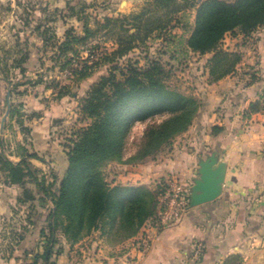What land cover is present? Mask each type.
Wrapping results in <instances>:
<instances>
[{
  "label": "trees",
  "instance_id": "1",
  "mask_svg": "<svg viewBox=\"0 0 264 264\" xmlns=\"http://www.w3.org/2000/svg\"><path fill=\"white\" fill-rule=\"evenodd\" d=\"M192 10L195 12L193 27L189 26ZM25 23L29 24L28 19ZM45 23L36 22L35 30L46 45L54 41L61 70L72 65L70 54L77 53L78 45L102 32L114 48L102 58L98 57V61L93 54L89 55L81 69L73 71L68 83L53 81L46 85L47 89H53L57 101L67 96L76 97L74 89L90 78L97 66H108V74L92 84L80 101L79 120L83 125L74 128L68 139V167L59 181L55 174L53 180L48 181L30 161L40 157L23 145L19 162L0 153V169L6 183L22 189L19 205L34 208L38 203L44 208L52 204L47 227L40 232L46 238L43 251L38 248L31 253L33 257L28 264H55L52 256L59 243L58 233L73 245L97 230L102 235L114 231L117 242L137 235L156 212V193L144 186L112 184L102 168L110 162L123 161L130 134L138 123L148 126L136 154L129 159L132 162L144 161L159 153L193 124L202 101L167 83L171 69L162 59L163 54H172L174 58L176 50L170 47L176 37L174 30L179 27L185 32L191 30L186 46L190 53L211 55L208 81L217 82L235 73L242 59L240 53L223 47L225 37L228 34L250 36L264 28V0H145L138 11L95 21V29L90 27L86 17L82 34L70 29L62 40H57L48 21ZM155 40H162L160 45H166L170 53H162L159 48L151 55V42ZM28 45L18 40L12 51L16 54L12 68L22 74L26 73ZM137 51L139 55L134 57ZM1 71L6 73L3 79L11 85L7 75L10 67L5 65ZM251 78H255L254 74ZM20 85L24 84L13 85L11 94ZM263 99L264 92L258 101L251 103L247 113L262 110ZM10 105V116L17 117L19 112L12 103ZM17 122L24 132L29 131L18 118ZM220 130L214 127L213 134ZM0 146H4L2 141ZM222 264H243V258L231 255Z\"/></svg>",
  "mask_w": 264,
  "mask_h": 264
},
{
  "label": "crops",
  "instance_id": "2",
  "mask_svg": "<svg viewBox=\"0 0 264 264\" xmlns=\"http://www.w3.org/2000/svg\"><path fill=\"white\" fill-rule=\"evenodd\" d=\"M5 2L12 7L20 4L16 0H0V5ZM136 7L135 0H113L110 16L130 14ZM189 14H193L191 20H194V10ZM64 34L57 36L62 40ZM225 38L224 43L228 41L230 50L241 54V62L235 73L217 82L207 81V69L206 80L195 82L193 95L201 99L202 106L189 130L177 140L193 134L195 143L191 141L189 145L195 146L196 152L189 159L190 163L178 162L179 168L175 167L189 172L195 179L197 163L203 158L201 153L218 151L227 164L222 195L213 202L190 208L178 224L155 234L153 246L145 256H138L130 247L135 237L112 243L97 230L73 246L63 237L65 249L57 264H222L229 256L237 254L242 256L243 264H264V110L247 113L251 103L258 101L264 92V28L250 36L228 34ZM95 82L90 83L83 94L67 96L59 102L51 100L47 88L23 96L25 112L29 115L25 126L29 127L30 134L25 138L18 131L17 143L39 152L41 160H33V164L42 171L50 164L58 178L64 175L68 157L60 141L52 139L57 130L54 119L62 110L57 105L73 100L79 114L80 101ZM0 85V104L5 105L7 82L0 81ZM214 127L221 130L213 134ZM50 150L61 154L58 168H55L56 160L49 157ZM19 160L16 158L14 162ZM111 176L114 184H124ZM21 194L20 186L0 181V264H23L28 261L32 246L38 247L41 240L43 227L39 228L34 221L37 207L19 205ZM40 212H46V207ZM196 243L203 245L200 259L194 257Z\"/></svg>",
  "mask_w": 264,
  "mask_h": 264
},
{
  "label": "rangeland",
  "instance_id": "3",
  "mask_svg": "<svg viewBox=\"0 0 264 264\" xmlns=\"http://www.w3.org/2000/svg\"><path fill=\"white\" fill-rule=\"evenodd\" d=\"M16 1L17 3H20L18 4V6L15 5L14 7H12L11 5H9V3H11L10 1H8L9 3L5 2L2 6L0 5V81H5L2 75L6 74L1 71V67H5V65H7L8 67H10L9 74L7 75L12 84L10 85L7 83L6 89L8 90H6V92L10 91L13 85L17 83L24 84L18 86V89H14V92L11 94L9 99V102L14 105L15 110L19 112V115H21L12 117L10 116L9 112L7 121L5 122L3 128V132L2 134L0 133V141L4 143V146H0V153H3L12 161H15L16 158L20 159V155L22 154L20 146L23 145L24 147H26V144L24 145L17 143L16 138L18 136V131H20L25 138L29 137L28 135L30 134L29 127H27L29 131L24 132L20 123L17 122L18 118L25 125V120L27 118L26 116H29L25 112L23 96L29 93H40L43 91V89L46 88L47 83L52 84L53 81H59L63 84L68 83V81H71V78L73 77V71L75 69H81L84 60H87L89 55L93 54L95 57L94 59L97 60L102 58L107 52L111 51L114 48L113 43L107 40V38L103 36L102 32L98 36L89 39L87 43L78 45L76 48L77 53L74 55L70 54V57H72V65L70 67L64 68V70H61L60 66L57 63L56 48H54L53 46L54 41L51 42V44L46 45L43 38L35 30V26L37 25L36 22L41 20L42 24L44 25L46 24L45 22L48 21L49 27L53 30V33L57 38V34L61 35L63 34V32H65L66 34V32L70 29H74L77 33L82 34L84 24L83 20L88 17V20L90 21V27L95 29V21H100L105 16H110L111 1L113 0ZM135 3L137 7L134 11H138L141 5H143L144 0H135ZM189 15V26L191 25V27H193L195 18L194 20H191L193 14ZM27 19L29 21V24L25 23V20ZM174 33L176 34L175 41L170 45V47L173 46L174 50H176L174 53V58L171 57L172 54H163L162 56L164 63L168 64L167 66L171 69L167 77V83L172 88L180 90L186 94L193 95L194 89L196 88L195 82L203 81L205 79V72L206 69L208 71V61L211 55L199 57V55L197 56L196 54L190 53L186 46V41L191 33V30L190 32H185L184 29L179 27ZM18 40H20V43H22V45L27 42L29 44V58L24 64V67L26 69L25 74H22L19 69L12 68L14 64V57L16 56V54L12 51H14ZM57 40H59V38ZM160 43H163V41L155 40L151 42L149 50L151 55L156 54L155 52H157V49L159 48L160 52L162 53H166V51H169L170 53V50L166 48L167 46H162L160 45ZM226 45H228V41L225 43L223 41V47ZM224 48L232 52L230 50V45ZM137 55H139V51L135 53L134 57H136ZM95 70L96 71L90 78L82 82L80 87L74 89L76 93H78L79 95L83 94L85 90L90 86V83L98 81L102 75L108 74L107 65L97 66ZM34 81H43V83L32 85ZM48 92L52 93H50L51 100H54V102H59V100L57 101L55 99V93L53 92L52 88L49 89ZM69 98L70 97H68V99ZM66 104L69 106L65 107ZM66 104L60 105L61 107L57 105V107L60 109L62 108V110H59L61 113L60 116H57L54 119V125L57 130L55 134L52 135V139L55 142L60 141V144L65 149V152L67 154L68 149L66 148V145L72 131L74 130V128H78V125L82 126L83 123H81L79 120L80 114L76 112L77 106L75 102L73 100H69V102ZM7 110L8 97L6 99L5 105L0 106V120L3 116H5ZM147 126V123L136 124L130 134L127 144V150L123 161L110 162L108 164H105L102 169L106 179L110 183L114 184V181L110 179V177H112L111 175H113L116 177L117 181L124 182V185L144 186L156 193L155 197L156 201L158 202L157 187L159 183H164L171 177H178L182 179L186 184L191 185L193 179L192 176H190L189 172H181V170L179 169L176 170L175 167L180 166L178 165V162H182V165L190 163L189 159L192 158L196 150L195 146H190L189 143H191V141L195 143V140L192 139L193 134H190L189 137L183 138L182 141L177 140L176 137L171 142V144L163 148V150L159 153L145 159L144 161L132 162L129 159L136 154ZM181 135H179L178 137H180ZM27 150L30 153H36L40 157V159H31L30 161L32 164L33 160H37L40 162L41 156L39 155V152H36L30 146L29 148H27ZM209 152L210 151L207 150L205 153H201L200 156L205 157L207 154H209ZM49 153L51 154L49 155V157H53L56 160L55 168L61 166V158L59 157L61 156V154L59 152H56L55 150H50ZM41 154L45 157V154ZM185 159L187 161H185ZM33 165L47 177L48 181L53 180L52 175L56 172L50 164L46 166L45 171H42V169L36 166V164ZM66 166L67 163L65 164L63 174L66 170ZM61 178L62 177L58 178L57 176V181H59ZM0 181H3L5 184H7L5 174L1 169ZM35 207H37V209L36 213H34L36 217V220L34 221H37L39 228L41 226L43 228L47 227L46 221L48 214L50 213V210L52 208V204H48V206L46 207V212L44 213L40 211L45 210V207L41 208L38 203H36ZM140 231H142V228L140 229ZM139 232L137 233V235L139 234ZM93 233L89 236L93 235ZM137 235H135L134 237H137ZM104 236L109 242H117L115 240L117 238L115 237L116 233H114V231L110 235L107 234ZM40 237L41 240L39 241L38 247L34 248V246H32L33 249L31 253L35 252L38 248L43 251V247L46 243V238L42 237L41 233ZM62 238L63 236L58 233L59 243L54 247V254L52 256V261L55 264H57L58 257L65 249ZM67 243L69 242L67 241ZM70 245L73 246V244ZM31 253L30 255H28V261L24 262L23 264L29 263V260L33 257V254Z\"/></svg>",
  "mask_w": 264,
  "mask_h": 264
},
{
  "label": "built area",
  "instance_id": "4",
  "mask_svg": "<svg viewBox=\"0 0 264 264\" xmlns=\"http://www.w3.org/2000/svg\"><path fill=\"white\" fill-rule=\"evenodd\" d=\"M264 110V99H263ZM189 186L178 177H171L159 183L158 202L155 214L143 225L141 233L135 237L130 247L138 256H145L153 246L154 235L178 224L190 209ZM203 245H194V257L203 255Z\"/></svg>",
  "mask_w": 264,
  "mask_h": 264
},
{
  "label": "water",
  "instance_id": "5",
  "mask_svg": "<svg viewBox=\"0 0 264 264\" xmlns=\"http://www.w3.org/2000/svg\"><path fill=\"white\" fill-rule=\"evenodd\" d=\"M11 92L8 91V110L3 117L1 132L10 112ZM197 177L189 186L190 208H195L217 200L223 193L227 175V164L221 160L218 151H212L197 163Z\"/></svg>",
  "mask_w": 264,
  "mask_h": 264
}]
</instances>
